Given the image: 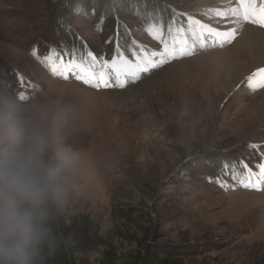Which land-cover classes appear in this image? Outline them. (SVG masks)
Masks as SVG:
<instances>
[{"label": "rangeland", "instance_id": "374dc122", "mask_svg": "<svg viewBox=\"0 0 264 264\" xmlns=\"http://www.w3.org/2000/svg\"><path fill=\"white\" fill-rule=\"evenodd\" d=\"M221 1L0 0V100L50 93L67 106L63 147L78 159L55 212L99 227L103 245L88 252L91 264L107 252L142 264L148 251L166 264H264V185L240 183L244 165L258 172L264 164V87L248 85L264 55L245 58L239 34L223 47L205 34L197 46L189 30L188 16L222 26L209 12L224 10ZM153 16L167 26L165 42L182 27L194 54L150 74L170 68L165 92L154 97L155 85L127 109L111 108L109 91L133 98L127 88L136 84L116 86L115 70L164 51L146 31ZM53 53L85 62L90 53L97 71L115 62L103 68L113 86L53 76L44 63Z\"/></svg>", "mask_w": 264, "mask_h": 264}, {"label": "clouds", "instance_id": "9594fccd", "mask_svg": "<svg viewBox=\"0 0 264 264\" xmlns=\"http://www.w3.org/2000/svg\"><path fill=\"white\" fill-rule=\"evenodd\" d=\"M67 106L43 93L0 100V264H48L61 238L55 209L78 154L63 147Z\"/></svg>", "mask_w": 264, "mask_h": 264}, {"label": "snow or ice", "instance_id": "6c2138e0", "mask_svg": "<svg viewBox=\"0 0 264 264\" xmlns=\"http://www.w3.org/2000/svg\"><path fill=\"white\" fill-rule=\"evenodd\" d=\"M211 14L220 17H230L233 21V27L227 31H218L217 29L202 23L201 20L195 19L192 16H188L189 30L191 34L199 41V45L202 46L203 41L201 37L205 34L211 35L218 39L220 47L226 44H230L237 34V24L251 23L253 25H259L264 28V3H258L257 0H232L231 6L221 10L219 8L209 9ZM166 25L160 23V21L153 16L152 21L147 24L146 31L156 39H160L164 43V51L155 56L143 57L137 64L128 65L127 69H116V77L118 83L116 86L124 88L127 83H134L141 80V76L147 81L143 86L150 90L151 81L148 80L150 74L158 68H161L164 64L171 59L190 57L194 54V44H190L185 38V30L181 28L176 29V36L173 40L165 42L163 40V33L166 29ZM195 43V42H194ZM89 61L68 59L65 60L57 53H53L44 58V63L47 65L51 74L58 78L68 79L69 75L75 79L82 81L84 84L90 85L95 88L100 87H112V78L103 71V68L107 62L101 63L99 71L95 70L96 58L90 53L88 54ZM127 65V62H124ZM109 68H116L115 62L107 64ZM123 77V79H121ZM248 85L255 90L256 87H264V68L258 69L251 76L248 77ZM111 99V98H110ZM123 101V98H118L117 103ZM259 171L253 172L251 169L244 165L246 174L241 179L240 183L245 188H252L260 190L264 185V164L258 166Z\"/></svg>", "mask_w": 264, "mask_h": 264}, {"label": "trees", "instance_id": "16d2710c", "mask_svg": "<svg viewBox=\"0 0 264 264\" xmlns=\"http://www.w3.org/2000/svg\"><path fill=\"white\" fill-rule=\"evenodd\" d=\"M53 229L61 240L48 264H91L88 252L103 245L99 227L88 217L66 219L55 212ZM109 254L105 253L99 264H123L113 260ZM142 264H166V261L148 251Z\"/></svg>", "mask_w": 264, "mask_h": 264}, {"label": "bare ground", "instance_id": "6f19581e", "mask_svg": "<svg viewBox=\"0 0 264 264\" xmlns=\"http://www.w3.org/2000/svg\"><path fill=\"white\" fill-rule=\"evenodd\" d=\"M258 3H264V0H257ZM232 0H222L220 4L223 5V9L228 8L231 6ZM222 21V26H211L218 31H227L230 30L233 27V21L229 17H220ZM220 21V22H221ZM219 22V21H218ZM241 24H237L236 27L239 31H237L236 35H240V38L238 39V46L243 49V56H253L255 54L264 55V28H254L249 26L248 24H245L240 26ZM240 62V58H235L230 64V68H234L238 65ZM191 73L195 71V65L194 62H191ZM228 65V64H227ZM118 69H123L119 67ZM169 67L163 68L158 72H154L152 75L148 77V80L151 81V87L150 90L143 85L147 83V81L144 79L143 76H141V80L137 81L136 84L130 86L127 88V91H130L134 96L133 98H130L126 93L121 92H115V91H109L107 94V102L109 104V107L116 108V109H127L131 104H135L136 99L139 98L138 95L140 92H149L155 85L160 86V89H154L153 88V94L154 97L157 96V92L163 93L165 92V89L172 83L173 84V78L170 74ZM116 73V70H115ZM115 78L116 74H114ZM193 76V75H192ZM123 79V77H121ZM115 82V81H114ZM200 84V82H199ZM156 90V91H155ZM264 91V90H263ZM142 94V93H141ZM111 98V99H110ZM118 98H123V101L120 103H117ZM133 107V106H132ZM131 107V108H132Z\"/></svg>", "mask_w": 264, "mask_h": 264}]
</instances>
